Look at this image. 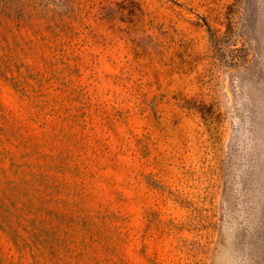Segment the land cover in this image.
<instances>
[{"label": "rangeland", "instance_id": "374dc122", "mask_svg": "<svg viewBox=\"0 0 264 264\" xmlns=\"http://www.w3.org/2000/svg\"><path fill=\"white\" fill-rule=\"evenodd\" d=\"M0 264H264V0H0Z\"/></svg>", "mask_w": 264, "mask_h": 264}]
</instances>
